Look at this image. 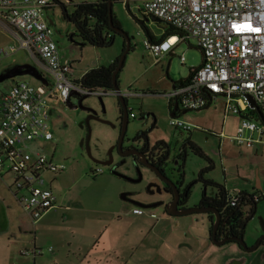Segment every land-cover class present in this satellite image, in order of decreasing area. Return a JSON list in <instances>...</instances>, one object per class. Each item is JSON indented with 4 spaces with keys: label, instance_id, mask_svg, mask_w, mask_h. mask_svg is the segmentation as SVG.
<instances>
[{
    "label": "rangeland",
    "instance_id": "1",
    "mask_svg": "<svg viewBox=\"0 0 264 264\" xmlns=\"http://www.w3.org/2000/svg\"><path fill=\"white\" fill-rule=\"evenodd\" d=\"M64 4H68L67 0H60ZM126 0H115L113 3V11L117 19L121 22L122 28L130 38V50L127 53L124 66L119 73L120 88L123 91L132 90L137 95L126 97L128 100V107L135 117H130V122L126 131L125 147L129 146L140 130H146L149 135L150 143L154 144L159 141H166L172 147V155L179 153L186 141L190 140L197 143L203 152L213 161L214 168L208 169L204 176L206 179H212L215 182L223 183L225 186L229 184L230 187L240 186L247 194L257 192L253 185L242 180L245 174H250L251 178L257 179V172L264 178V140L254 139L253 145L238 144L234 141V136L240 123V116L237 114L225 115V99L220 97L215 100L209 107L201 109L200 111L180 110L177 119L190 126V131L175 127L171 123V110L169 106L168 93L173 89V81L180 78L188 77L191 68L199 66L203 60L202 52L196 45V40L181 41L171 49L170 53L165 54L158 63L155 57L146 48L145 39L150 38V34L158 39L165 36L167 27L155 22L151 19H146L141 10V0H130L129 7ZM67 10L72 13L75 10L74 4H68ZM49 10V9H48ZM47 15L55 22L56 28L60 34H73L77 32L76 26L73 22L67 20L63 14V8L60 3H56L54 7L47 11ZM0 22L6 24L4 20ZM95 23V20H91ZM8 27V26H7ZM8 30L0 24V45L6 47L9 45ZM126 38V36H124ZM124 37L117 35L111 45L95 46L89 43H84L83 39L78 35L75 41H72L68 36L61 37L57 33L54 38L58 42L59 52L62 57L72 60L74 63V78L79 79L83 76L85 71L92 66H97L99 62L102 65H109L111 60L121 57L124 48ZM6 41V43H5ZM13 43V41L11 40ZM0 46V47H2ZM184 57V61H182ZM4 59V58H3ZM8 60L0 67V71L7 66L15 63H32L33 57L26 50H19L15 54L9 56ZM16 80L24 79L33 84H39L40 81L30 75H23L15 77ZM14 81H5L0 84V98L2 93L11 87ZM72 102L77 103V99L72 97ZM48 101L52 108V125L54 132V139L50 141L35 142L32 147L34 149L40 148L48 155H53L55 161H63L66 168L57 175V179L52 182V186L56 191L58 198L60 192L71 185V192L69 191L67 197L63 202L71 203V197L77 203H84L89 207H106L110 208L111 203H132L131 199H135L132 193L134 190H140L141 194L136 195L139 198H144L145 189L149 178L153 173L145 169L144 180L139 183H132L117 176L111 172V166L99 164L91 160L88 155V145L91 148L93 155L96 158L105 159L109 154H113L116 161H120L119 148L117 145L121 132V119L119 110V98L116 94H107L103 97V103L98 95H90L83 100L85 106L95 109L98 118H91L88 130L86 123L88 119V112L79 109L75 112L74 109H69L66 104L62 103L57 95L48 97ZM105 108V110H104ZM149 114V116H147ZM84 121L86 124L80 126V122ZM156 127H153V123ZM64 122H68V128L63 126ZM89 142L87 143V140ZM187 157L182 169L184 182L182 187L184 189H191L189 201L186 203L188 207H194L200 203L201 197L205 191V182L199 180L200 172L208 167L211 162L201 154L195 152L190 145L186 148ZM184 161L181 159L180 165L175 167L177 170H172L171 166L168 168V173L174 180L181 178V172L178 171L182 167ZM175 166V164H173ZM123 166V167H122ZM118 170L125 172L131 176L136 175V169L133 160L128 158L127 162L122 164ZM102 169V173H96L95 170ZM5 180L7 183L13 182L11 173ZM106 175H113L110 178ZM52 178L51 174L47 175L48 181ZM232 188H228L230 191ZM0 193L5 192L7 201H16L11 190L6 186L0 187ZM213 186H207L208 195H213L215 192ZM264 194V187L260 189ZM231 191L232 193L240 192ZM127 193L128 199L123 202V195ZM117 201H114V197ZM162 197L168 200L170 195L167 192L157 193L156 196L150 198ZM4 204H6L4 202ZM16 204V203H15ZM115 204H113L114 206ZM16 215H26L22 206L14 205ZM246 208V205H243ZM146 210L153 209L157 214L158 209L164 210L162 206L153 208H145ZM8 211L7 213H13ZM195 220L193 227L190 228L191 233L197 235L202 232L205 226V219L208 218L206 212H196L187 214L184 217H191ZM96 218V216H94ZM1 218V216H0ZM264 220V198L258 203V213L256 217L247 225V232L245 235L246 242L253 243V241L261 233L258 228ZM10 227L8 231L0 232V264H35L34 258L30 254L22 253L24 247H27V242L16 244V235L19 233L17 224L19 220L15 217H9ZM2 219H0V224ZM36 223V227H37ZM205 228V227H204ZM38 230H43L38 228ZM207 230V229H205ZM10 231V232H9ZM38 237V243H43L45 235L41 231H36V234L29 233V241L34 240V236ZM13 239V241H10ZM236 243V242H235ZM256 243V242H255ZM229 245V244H227ZM238 249L240 245L236 243ZM31 247V244H30ZM21 248H23L21 250ZM46 247H44L45 249ZM242 249V248H240ZM244 250V249H242ZM262 250V249H261ZM248 253V252H247ZM40 258H46L38 256ZM37 264H46L42 261Z\"/></svg>",
    "mask_w": 264,
    "mask_h": 264
},
{
    "label": "built area",
    "instance_id": "2",
    "mask_svg": "<svg viewBox=\"0 0 264 264\" xmlns=\"http://www.w3.org/2000/svg\"><path fill=\"white\" fill-rule=\"evenodd\" d=\"M141 1L146 13L177 29L176 34L162 41L145 39L146 48L157 61L179 41L191 39L196 40L203 55L190 78L176 84L168 98L189 110L202 109L224 98L225 115L240 116L234 141L253 145L249 133L264 134V123L254 118L257 114L247 97L251 94L264 113V0ZM53 5L54 0H0V19L14 37L13 43L0 47V61L26 50L34 59L31 64L48 79V84L17 80L0 98V174H13V193L33 222L56 207L57 195L47 175H57L66 168L64 162H56L40 148L32 147L35 142L54 138L48 97L56 94L65 102L74 91L100 97L116 94L115 89L84 88L72 77V63L62 61L54 29L46 17ZM122 93L125 97L137 95L132 90ZM171 123L190 129L176 118ZM238 200V192L231 194L232 205ZM133 211L144 213L141 207Z\"/></svg>",
    "mask_w": 264,
    "mask_h": 264
},
{
    "label": "crops",
    "instance_id": "3",
    "mask_svg": "<svg viewBox=\"0 0 264 264\" xmlns=\"http://www.w3.org/2000/svg\"><path fill=\"white\" fill-rule=\"evenodd\" d=\"M67 1L68 4H75L77 0ZM112 1L114 3L115 0ZM129 1L127 4L128 7ZM141 10H144L142 6ZM113 15H115L114 11ZM161 23L166 27L168 25L164 22ZM0 24L8 30L9 40L7 42L11 44V40L14 41V37L10 28L2 22ZM170 36L166 35L165 32V38L158 39L154 37L156 40L162 41ZM128 40L130 44V38ZM128 40L127 37L124 39V47L125 45L127 47ZM126 47L123 48V51H125ZM7 58L9 56L0 61V67L5 65L4 63L8 60ZM61 59L62 61L72 63V77L74 78L75 70L73 61L62 57V55ZM113 61L111 60V63ZM160 61L161 59L157 62L159 63ZM102 64L103 62H99L97 66H92V68L101 66ZM92 68L87 69L85 72ZM190 70L192 71V68ZM118 83L120 85L119 78ZM173 85H175V81H173ZM231 114L233 113L228 115ZM254 118L262 122L259 115H255ZM249 135L256 140H264V134L262 133L250 132ZM50 156L55 160L53 155ZM6 173L0 174V187L2 188L6 184L13 193V182H6L5 179L9 176ZM57 175L52 176L50 179L51 186L52 182L57 179ZM11 176L14 181L12 173ZM106 176L114 178L113 175ZM242 180L249 183V185H253L256 189H262L264 187V178L261 177L259 170L257 172V179L254 180L250 174H245ZM71 185L69 184L66 188L62 189L60 198H58L59 195H57L52 186L57 195L56 207L48 211L37 222H33L32 218L24 209L26 215H16L14 205L19 202L14 193L13 196L16 199L14 202L7 201L5 192L0 193V219H2L0 232L8 231L10 227L9 217H15L16 221L18 219L19 225L17 224V227L19 233L13 232L16 235V244L29 242L27 247H24V249L28 250L24 254L32 255L35 264L44 259L40 258L38 260L37 257H44L45 254L46 258L42 262L46 264H264L263 249H259L256 253L252 251L247 253L245 250L238 249L235 242L226 241L224 244L212 242L210 239L211 221L208 215V218L205 219V226L201 230L202 232L197 235L196 233L190 232L194 221L198 219H193L194 215H192V218L184 217L186 215L176 216L168 213L165 209L162 211L155 209L158 213L157 216L153 209L146 210L142 206L127 203L128 201L126 203L112 202V207L110 208L89 207V205H85L84 203L75 202L72 197L71 203H65L62 200L67 197L69 191L71 192ZM226 187L229 189L232 188L229 184ZM239 189L243 191L240 186H234L231 191H239ZM124 200L127 199L123 198V202ZM114 201H117L116 196L114 197ZM113 204L115 205L113 206ZM134 207H142L144 213H134ZM11 210L14 211V214L7 213ZM36 223L38 224L37 227L43 230H38L35 226ZM36 231H41L45 235L43 243H38V237L36 235L33 241L28 240L29 233L36 234ZM10 241H13V239H10ZM44 247L46 248L44 249ZM38 249L42 250V253H34Z\"/></svg>",
    "mask_w": 264,
    "mask_h": 264
},
{
    "label": "water",
    "instance_id": "4",
    "mask_svg": "<svg viewBox=\"0 0 264 264\" xmlns=\"http://www.w3.org/2000/svg\"><path fill=\"white\" fill-rule=\"evenodd\" d=\"M127 2H128V0H127ZM57 3H60L61 5L64 4L60 0H57ZM109 14H110V23H111V25L114 27L115 30L121 32L124 36H126L127 40H128L129 37H128V34L126 33V31L124 29H122L121 27L114 26V24H113V1L112 0H109ZM46 17H47L50 25L53 27L55 33H57L61 37L68 36L72 41H74V39H72L71 34H68V32H66V34H63V35L60 34L58 29L56 28L55 22L52 19H50L47 14H46ZM129 49H130V44H129V40H128L127 47H126L125 51L123 52L122 56L120 57L119 63H118V65H117V67H116V69L114 70V73H113L114 89L116 90V95L118 96L119 102L122 105V115L120 117V119H121V132H120L118 143H117V145L114 146L116 148H119V156L123 155V153H121V152H122V150L124 148L126 131H127V128H128V124L130 122V109L128 107V100L123 95L122 90L120 88V85L118 83V75H119L122 67L124 66L126 55H127L128 51H129ZM23 75H30V76L34 77L35 79H37L38 81H40L41 83L48 84V79L45 78L41 74V72L37 69L36 66H34L33 64L28 63V62H26V63H15V64H12L10 66L5 67L0 72V83L6 81L8 79H12V78H15L17 76H23ZM173 87H175V85H173ZM88 96H90V95L89 94H84L83 95V94H81L79 92H75L74 91V92H72L70 98L67 101H65L69 105L70 109H81V110H86V111H91L92 112L93 115H88V119L86 121L87 125L89 124L91 118H98L96 116V112L97 111L95 109H93V108H91L89 106H85L83 104V100L85 98H87ZM72 97H75L77 99V103L76 104L72 102V100H71ZM247 97L250 100L251 107L255 109L256 113L260 116L262 122L264 123V113H263V111L257 105V103L254 101L252 95L247 94ZM100 100L103 103V97H100ZM61 102H63V101H61ZM178 106H179L178 103H175V109H178ZM103 107H105L104 103H103ZM104 110H105V108H104ZM184 112H187V110H185ZM171 115L175 116L176 113L173 112V113H171ZM147 116H149V114H147ZM80 126H84V121L80 122ZM88 130L89 131L91 130L89 125H88ZM140 132H143V130H141V131L139 130L137 132V134L135 135V137L133 139H131L132 140L131 142H133L135 140H141L143 142L147 141L149 143V135L146 138L145 136L139 135ZM88 142H89V139L87 140V143ZM169 149H171V145L170 144H169V146L167 148V152H168ZM134 152L135 151H131V152H128L126 154H130V153H134ZM88 155L90 156L91 160L96 162V163L111 166V172L113 174H115L117 176H120V177H122L123 179H125L127 181H130L132 183H139V182H141L144 179V172H143V170L141 169V167L138 164L134 165L135 169H136V173H137V176L135 177V176H131V175L125 173V172H121V171L118 170V167L121 166L122 164H124V161H118V162L114 163L115 158H114L112 153L108 155L109 156L108 159L96 158L93 155L90 146L88 145ZM181 155H182V151L178 155H171V152L169 150V152L166 154L165 157L160 158L159 163H161V162L165 163L167 160L168 161L171 160L170 163L175 164V167H176V166L179 165V163H180V161L182 159ZM145 164L146 165H150V164H147V163H145ZM152 167H153L154 171L156 172V174L161 178V181L164 184V187H162L160 184H158V183H156L154 181H152V182L149 181L150 183L148 182V185H147L148 188H150L151 186H154L158 193H162V192L165 191V192H167L169 194L172 193V192H169V188L167 186H170V188H172V190H173V193H174L173 194L174 195V201L172 203L173 208L166 206V211L168 213H170L172 215L180 216V215H187V214L201 212V211L202 212L213 211L215 216H216V219H215V222H214V226L215 227H214V230H213L212 237H213L214 242L216 244H224L228 240H235L236 242L239 243V245L241 247H243L247 251H253L260 245L261 240L264 238V235L252 247L248 246L247 242L244 239V235H241L239 237L223 238V239H218L217 240L216 239V237H217V228L220 225V220H221V213H220V210L218 208H216L214 206H210V207H206V206L203 207L202 206L201 207L199 205H195L194 207H185V208H182V209L178 208L177 202L181 198V188H180L179 185H181V182H182V184L184 182V178L182 177V175H184V174H182V169H183L184 165H182V167L180 166V168L178 170V171L181 172V178L178 179V180H174L170 175L164 173L160 168L156 167L155 165H153ZM174 170H177V169L174 168ZM153 175L155 176L154 173H153ZM154 176H152V177H154ZM206 189H207V187L205 186V193H207ZM132 193L139 195L141 193V191L140 190H134ZM128 197L129 196H128L127 193H125L123 195V198H125V199H128ZM131 201H132V203L134 205H139V206H142L144 208H153V207H156V206L159 205V203H146V202H143V201H140V200H136V199H131Z\"/></svg>",
    "mask_w": 264,
    "mask_h": 264
},
{
    "label": "trees",
    "instance_id": "5",
    "mask_svg": "<svg viewBox=\"0 0 264 264\" xmlns=\"http://www.w3.org/2000/svg\"><path fill=\"white\" fill-rule=\"evenodd\" d=\"M54 3H57V0H54ZM74 5H75V10L72 13L68 12L65 4L62 5L63 14L65 18L73 22L76 26L77 32L71 34L72 39H74V41L76 39V36L79 35L84 41V43H81V45H86V43H89L95 46H106V45H111L114 42L117 35H121L124 37V35L121 32L115 30L114 27L110 23L109 0H77ZM143 13L146 19H151L159 23L162 22L159 19H157L154 15L146 13L145 10H143ZM91 20H95V23H91ZM113 24L116 27H121V24L119 20L115 17V15H113ZM176 33H177V29H175L171 25H167L166 35L170 36ZM149 34H150L149 39L151 41H154V42L160 41L158 39L156 40V38L153 35H151L150 32ZM119 60H120V57L115 59L109 65H101V66L94 67L88 70L87 72H85V74L80 79L81 85L84 88H88V89H96V88L114 89L113 73L119 63ZM190 75L189 77L182 78L179 81H175V84H180L182 82L187 81L190 78ZM118 78H119V75H118ZM169 106H170L171 112H173V108H175V103H173L172 100L169 101ZM119 110H120V117H121L122 105L120 102H119ZM179 112H180V109L177 110L176 112L177 116L179 115ZM253 113H255V111ZM153 127H156L155 122L153 123ZM185 130L190 131V129H185ZM139 135L145 136L146 138L148 136L146 130H143V132H140ZM158 143L160 145H164V147L166 148V152H167L169 143L166 141H160ZM187 145H190V147L195 152L201 154L202 156H205L211 162V164L208 167L204 168L200 172L199 180L204 181L206 184L205 185L206 187L208 185L209 186L211 185L216 189L213 195H208V193H205L204 191L203 196L201 197V200H200L201 205H204L206 203H211L212 205L214 204V206L218 208L219 210H221L220 208H222L223 205H226L230 210L233 211V215L237 218V221H238L239 216L244 215V208H243L244 204L246 205V208H248V206L251 203H254L255 201L256 203H258L264 198V195L263 193H261L260 190H257V192L253 194L242 193L240 195L241 198L237 202V204L232 205L229 201L230 199L229 189L223 183L215 182L212 179H206L204 176L205 172L208 169L214 168L213 161L203 152L202 148L197 143L188 140L184 144V147L187 148ZM181 156H182V159L184 160V163H183L184 165L185 159L187 157V151H185ZM186 192L188 195H190L191 189L190 188L187 189Z\"/></svg>",
    "mask_w": 264,
    "mask_h": 264
},
{
    "label": "flooded vegetation",
    "instance_id": "6",
    "mask_svg": "<svg viewBox=\"0 0 264 264\" xmlns=\"http://www.w3.org/2000/svg\"><path fill=\"white\" fill-rule=\"evenodd\" d=\"M10 80L16 82L15 81L16 78L8 79L7 81H10ZM64 104H66L67 107L69 108V105L67 104V102H64ZM74 110H75L76 113L79 112V109H74ZM87 112H88V115H93L91 111H87ZM173 112H177V110H175V108H173ZM85 124L86 123L84 122V125ZM68 125H69L68 122H64L63 123V126L66 129L68 128ZM183 148L179 151V153L182 151V154H183V152L186 149L184 147V145H183ZM169 150H170L171 155H172V147ZM169 150H168V152H169ZM131 151H135V152L134 153H130V154H126V153L131 152ZM168 152H166V148L164 147V145H160L158 142L152 144V143H150V141L148 143L147 141L143 142L141 140H135L133 142H130L129 146H127V147L124 146V148H123V150L121 152V153H123V155H121L119 157H120V161H124V163L127 162L128 158H131L133 160V164L134 165L138 164L141 167V169L143 170V172H144L145 169H148V170L152 171L155 174L156 177L153 175L154 177H150L149 181L150 182L154 181V182L160 184L162 187H164V184L162 183L161 178L156 174V172L154 171L152 166L155 165L156 167L160 168L164 173L170 175L167 172L168 168L171 166V164H172L171 169L174 170V168H175L173 163H170L171 160H169V161L167 160L165 163H163V162L159 163L160 158L165 156ZM141 153L142 154L144 153V154L142 155ZM179 153H177L175 155H178ZM108 158H109V156L106 157L105 159H108ZM116 162H118V161H116V159H115L114 163H116ZM145 163L150 164V165H146ZM179 165H180V163H179ZM121 166H119L118 169L121 168ZM133 176L136 177L137 174L133 175ZM147 185H148V183H147ZM182 185L183 184L181 182V185H179L180 188H181V198L177 202L179 209L188 207L186 205V203L189 201V198H190V195H187V192H186L187 189H184L182 187ZM167 187L169 188V192H172V193L169 194L170 197H169L168 200H164V198H162V197L150 198L153 195L156 196V194L158 193L154 186H151L150 188H148V186H146V189H145L146 192H144L145 193L144 198H139V196H136L137 194H133V197L136 200H140V201H143V202H146V203H159L158 206L164 207L165 210H166V206L173 208L172 203L174 201V195H173L174 193H173L172 188H170V186H167ZM255 190L257 191V190H260V189H256L255 188ZM231 193L232 192L230 191V194ZM238 193L242 194V193H245V192L244 191H240ZM261 193H263V192L261 191ZM258 203H256V201H255L254 203H251L248 206V208H244V215L243 216H239L238 221H237V218L233 215V211L230 210L226 205H223L222 208H220L221 209L220 210L221 220H220V225L217 228V237H216V239L218 240V239H223V238H233V237H239L241 235H244V239H245V235H246V232H247V225L250 222V220H252V219H254L256 217V215L258 213ZM197 205H199L201 207L202 206L203 207H205V206L206 207L214 206V204L212 205L211 203H206L204 205H201L200 203H198ZM206 214L209 216L210 221H211L210 239H211L212 242H214L212 234H213V230H214V227H215L214 226V222H215L216 216H215L213 211L206 212ZM258 230L261 233L253 241V243H249V241L247 242L249 247L254 246L261 239V237L264 235V220L261 222L260 227L258 228ZM246 237H247V235H246ZM228 241L236 242L235 240H228ZM245 241H246V239H245ZM236 243H238V242H236ZM240 248L244 249L241 246H240ZM259 249H263V251H264V238L261 240L260 245L255 250H253L252 252L256 253ZM245 251L248 252V253L251 252V251H247V250H245Z\"/></svg>",
    "mask_w": 264,
    "mask_h": 264
},
{
    "label": "bare ground",
    "instance_id": "7",
    "mask_svg": "<svg viewBox=\"0 0 264 264\" xmlns=\"http://www.w3.org/2000/svg\"><path fill=\"white\" fill-rule=\"evenodd\" d=\"M172 40L174 41V39H172ZM250 95H251V94H250ZM130 98H131V97H130ZM169 101H170V99H169ZM172 102H173V103H178V105H179V106H178V109H175V110H179V109L182 110V109H184V108H182V107L180 106V104H179L178 101H173V100H172ZM206 107H209V106H206ZM206 107H204V108H206ZM204 108H202V109H204ZM185 110L190 111L189 109H184V111H185ZM199 110H201V109H199ZM192 111H197V110H192ZM172 113H173V112H172ZM175 113H176V112H175ZM131 114H132V112L130 113V117H135V116H136V115H135V116H132ZM134 114H135V113H134ZM171 116H172V118H176V119H177V117H178L177 115H175V116L171 115ZM172 118H171V120H172ZM64 170H65V169H64ZM97 170H98V169H97ZM97 170H95V171L97 172ZM101 171H102V169H101ZM98 173H101V172H98ZM231 194H234V193H231ZM231 194H230V197H231ZM240 195H241V194L239 193V200H240V198H241ZM239 200H238V201H239ZM141 208H142V207H141Z\"/></svg>",
    "mask_w": 264,
    "mask_h": 264
},
{
    "label": "clouds",
    "instance_id": "8",
    "mask_svg": "<svg viewBox=\"0 0 264 264\" xmlns=\"http://www.w3.org/2000/svg\"><path fill=\"white\" fill-rule=\"evenodd\" d=\"M176 85V84H175ZM256 112V111H255ZM255 114H257V113H255ZM258 115V114H257Z\"/></svg>",
    "mask_w": 264,
    "mask_h": 264
}]
</instances>
